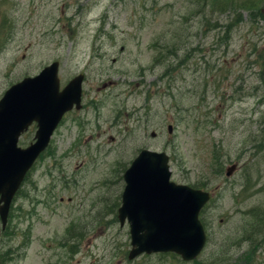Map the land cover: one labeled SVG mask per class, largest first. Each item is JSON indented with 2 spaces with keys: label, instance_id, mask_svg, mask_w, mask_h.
Returning a JSON list of instances; mask_svg holds the SVG:
<instances>
[{
  "label": "rangeland",
  "instance_id": "rangeland-1",
  "mask_svg": "<svg viewBox=\"0 0 264 264\" xmlns=\"http://www.w3.org/2000/svg\"><path fill=\"white\" fill-rule=\"evenodd\" d=\"M258 10L264 0H0V98L53 61L61 88L85 75L84 110L56 130L0 223V264H264ZM144 148L169 156L173 182L212 193L193 262L127 259L116 211L123 169Z\"/></svg>",
  "mask_w": 264,
  "mask_h": 264
},
{
  "label": "water",
  "instance_id": "water-1",
  "mask_svg": "<svg viewBox=\"0 0 264 264\" xmlns=\"http://www.w3.org/2000/svg\"><path fill=\"white\" fill-rule=\"evenodd\" d=\"M58 63L38 76L8 89L0 100V218L3 226L11 201L26 173L47 147L65 112L79 107L82 76L59 92ZM38 124L36 142L17 147L19 134ZM169 132L171 127L168 128ZM234 167L228 169L230 175ZM164 153L143 150L124 173L125 189L118 210L121 225L130 228V260L141 254L175 253L184 261L195 259L205 244L198 215L208 193L170 182Z\"/></svg>",
  "mask_w": 264,
  "mask_h": 264
},
{
  "label": "trees",
  "instance_id": "trees-1",
  "mask_svg": "<svg viewBox=\"0 0 264 264\" xmlns=\"http://www.w3.org/2000/svg\"><path fill=\"white\" fill-rule=\"evenodd\" d=\"M257 14H259L260 16H262L264 18V16L261 14V11L258 10L257 11ZM216 161H218V158L216 159ZM260 191H264V187H262L260 189ZM256 213L254 214V219L257 221V222H260L257 218H263V223L260 225L261 227L264 225V211H263V214L260 213L259 211L255 210ZM261 223V222H260ZM69 236H77V232L73 229L70 233H69ZM83 238V235L81 234L80 235V239ZM76 249H77V246L74 244L71 246L70 250H69V253L70 254H74L76 252Z\"/></svg>",
  "mask_w": 264,
  "mask_h": 264
},
{
  "label": "flooded vegetation",
  "instance_id": "flooded-vegetation-1",
  "mask_svg": "<svg viewBox=\"0 0 264 264\" xmlns=\"http://www.w3.org/2000/svg\"><path fill=\"white\" fill-rule=\"evenodd\" d=\"M34 128H35V126H31L29 129H28V131L24 134V137L26 136V135H28V134H33V130H34ZM32 140H33V138H32Z\"/></svg>",
  "mask_w": 264,
  "mask_h": 264
}]
</instances>
